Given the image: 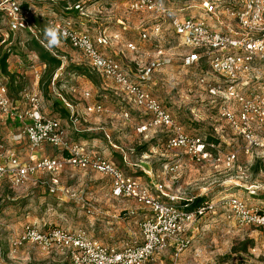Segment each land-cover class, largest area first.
<instances>
[{
  "label": "rangeland",
  "instance_id": "1",
  "mask_svg": "<svg viewBox=\"0 0 264 264\" xmlns=\"http://www.w3.org/2000/svg\"><path fill=\"white\" fill-rule=\"evenodd\" d=\"M7 1L0 0L3 4L0 50L13 48L8 70L17 77L12 85L11 79L0 74V84L7 85L13 99L24 102L21 92H39L43 98V113L61 121L68 142L86 144L93 154L121 165L126 175L139 179L156 195L159 193L155 192L154 185L166 186L170 194L184 198L178 201L181 207L186 198L203 196L210 201L235 195L250 206L264 210V164L260 155L245 154V142L220 116L219 102L197 84L201 75H211L209 65L203 62L195 67L184 66V58L192 51L182 45L164 19L150 12L132 11L130 6L134 0H13L23 12L31 13V20L39 17L44 21L42 31L34 27L33 33L14 29L13 20L5 10L10 5ZM64 1L70 7L76 3L82 6L78 17H69L77 30L86 31L94 38L105 36L108 44L101 47V51L117 60L134 80L160 100L186 133L207 138L222 155L236 153L234 165L199 164L188 157L179 158L167 151L164 131L141 135L138 126L149 122V116L141 107L128 102L112 80L94 71L85 56L65 40L61 39L58 47L50 49L44 30L49 18L65 16ZM158 1L179 16L205 17L216 28L238 27L221 6L218 16L222 20L216 22L206 16L201 0ZM157 25L162 26L159 36L153 34ZM28 34H42L47 48L63 64L51 82L45 79L44 86L41 82L45 66L36 54L27 50ZM143 34H147L148 39L144 40ZM129 43L135 44L137 50L128 49ZM161 50L171 58V63L145 79V69L155 62ZM261 65L264 69V61ZM255 83L244 93L260 92L264 82ZM20 88L22 90L18 91ZM86 92L91 94L90 99L84 98ZM56 102H62V106L56 108ZM91 104L102 105L103 111L87 114L85 107ZM24 105L27 107L25 102ZM65 109L70 112L69 116L62 113ZM126 112L129 118L124 116ZM73 113L79 120L76 124L71 122ZM15 123L13 127H17ZM21 152L28 151L25 153L22 149ZM57 154L51 147L38 151L36 156ZM177 160L181 162L178 172L166 174L164 166ZM51 179L49 175L39 174L18 190L6 183L0 186V264H70L69 258L59 251L49 253L33 244L15 249L14 241L29 224L45 231L49 228L81 230L89 238L116 248L141 241L140 225L150 212L132 200L114 198L109 178L67 167L58 176V186ZM163 199L171 203L169 198ZM187 240L190 244L179 256L171 247L146 264H264L262 233L254 228H238L226 218L223 210L197 219Z\"/></svg>",
  "mask_w": 264,
  "mask_h": 264
},
{
  "label": "built area",
  "instance_id": "2",
  "mask_svg": "<svg viewBox=\"0 0 264 264\" xmlns=\"http://www.w3.org/2000/svg\"><path fill=\"white\" fill-rule=\"evenodd\" d=\"M206 16L219 15V7L235 20L237 29L216 28L205 17L179 16L158 0H134L130 9L135 12L146 11L164 19L182 45L192 52L183 64L185 67L199 66L205 62L211 75H201L197 84L211 99L219 102L220 116L229 127L245 142L246 155H260L264 164V85L260 92L246 94L251 85L264 82V0H201ZM5 8L7 16L13 20L15 30L33 32L35 27L30 12H23L21 6L8 0ZM3 6L0 2V9ZM76 10L82 11L77 5ZM2 11V10H1ZM41 17V16H40ZM220 22V21H217ZM48 26L58 27L67 36L62 38L73 49L80 51L88 60L90 67L114 82L128 102L134 103L149 116V122L138 126L141 135L164 131L166 149L179 158L188 157L197 163L223 162L227 167L234 165L237 154L222 155L218 147L203 136H192L176 122L175 117L152 96L142 83L134 80L130 73L117 60L106 56L101 47L108 41L105 36L92 37L86 31L76 29L72 18L54 16L49 18ZM162 26L157 25L153 34L159 36ZM35 35V34H34ZM144 40L148 39L143 34ZM128 49L136 51L137 46L128 44ZM163 50L157 52L152 65L145 69L144 78L156 69L171 63ZM27 103L25 110H19L12 100L6 84H0V114L7 120L22 125L23 136L30 146L27 161H22L11 150L8 142L0 138V186L8 183L18 190L31 182L37 175L52 177L55 186L59 185L58 176L67 167L99 173L112 182V196L116 199H131L142 204L150 212L141 223V241L123 248L108 246L89 238L84 231H67L61 228L42 230L35 225L25 226L22 235L14 241L18 249L26 244L39 246L47 252H62L70 264H146L169 248L174 247L177 256L184 252L190 240L187 236L197 219H202L217 210H223L228 220L240 229L254 228L264 236V210L250 206L245 200L231 195L205 202L190 212L179 205L184 198L172 195L166 186L154 185L155 192L144 186L139 179L126 175L115 163L93 154L86 144L70 143L66 140L62 123L58 118L47 116L42 111L43 98L39 92L22 93ZM89 92L84 98L90 99ZM68 107H70L68 105ZM87 114L101 113L100 104L85 107ZM73 113L71 122L78 123ZM129 118V113L124 114ZM53 147L55 156L37 157L38 151ZM180 160L166 164V174L177 173ZM163 198H169L167 203ZM194 198L185 199L186 202Z\"/></svg>",
  "mask_w": 264,
  "mask_h": 264
},
{
  "label": "trees",
  "instance_id": "3",
  "mask_svg": "<svg viewBox=\"0 0 264 264\" xmlns=\"http://www.w3.org/2000/svg\"><path fill=\"white\" fill-rule=\"evenodd\" d=\"M77 5H79V4L76 3L74 7H70L68 2L64 1V6H63V10H64V14H65L64 17L65 18L78 17L80 15V11L75 9V7ZM33 22H34L35 27L38 28L37 30L42 31L40 27L42 26V24H43L42 22H44V21L41 18L36 17L33 19ZM28 36H29V39L25 44L27 50L31 53L36 54L38 56L40 62L43 63V65L45 66V73H44L43 81L41 82V85L44 86L45 79H48L49 82H51L53 77L55 76L56 72L62 67L63 64H62L61 59L59 57L55 56L51 52V50L49 48H47L46 44L44 43V39L41 37L42 34H40V36L28 34ZM10 40H11V36L9 38V41ZM12 51H13V48H7L3 51L0 50V74L11 79L10 81H11V84L13 85L16 82L17 76L15 74L12 75V73H10L8 70V63H9L10 56L12 55ZM21 90H22V88L18 89V91H21ZM23 92H21V95ZM9 94H10V97L12 98V95L10 92H9ZM12 100L16 101V99H13V98H12ZM54 105L56 106V108H58V107L62 106V102H56ZM62 111H63L62 113L64 114V116L70 115V112H68L66 109L62 110ZM261 163L263 164V162H261ZM117 166L121 168V165H117ZM6 184H8V183H6ZM207 201H208L207 198H205L203 196L202 197H196L193 199V201H188V202L182 203V207L184 209H186L187 211L192 212V211L196 210L198 207L202 206V204H204Z\"/></svg>",
  "mask_w": 264,
  "mask_h": 264
},
{
  "label": "crops",
  "instance_id": "4",
  "mask_svg": "<svg viewBox=\"0 0 264 264\" xmlns=\"http://www.w3.org/2000/svg\"><path fill=\"white\" fill-rule=\"evenodd\" d=\"M195 15H197L195 13ZM211 19H214L216 22L220 21L222 19H220V17L218 15H213V17ZM226 20V18H224ZM224 22V21H223ZM177 37V36H176ZM179 40H181L179 37H177ZM16 107L19 110H25L27 107H25L24 102L21 100L17 101L15 103ZM27 106V103H26ZM14 121L12 120H7L6 117H4L3 115L0 114V138L4 139L8 142V147L15 151L18 155V157L22 160V161H27L29 155H30V146H29V142L27 141V139L23 136V130L22 129V125L19 122H16L15 124H17V127H13ZM264 137V135H263ZM24 150V152L27 153L23 154L21 152V150ZM27 155V157H26ZM110 184H111V190H112V182L109 179ZM131 200V199H129ZM133 202L137 203L135 200H132Z\"/></svg>",
  "mask_w": 264,
  "mask_h": 264
},
{
  "label": "clouds",
  "instance_id": "5",
  "mask_svg": "<svg viewBox=\"0 0 264 264\" xmlns=\"http://www.w3.org/2000/svg\"><path fill=\"white\" fill-rule=\"evenodd\" d=\"M44 36L47 46L51 49L60 45L61 39L67 36L66 32H62L58 27L48 26L44 30Z\"/></svg>",
  "mask_w": 264,
  "mask_h": 264
}]
</instances>
